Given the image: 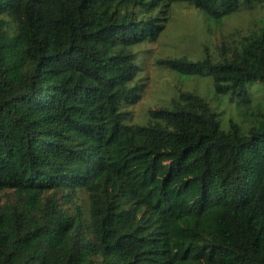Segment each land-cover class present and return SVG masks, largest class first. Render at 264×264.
Listing matches in <instances>:
<instances>
[{
    "label": "trees",
    "instance_id": "trees-1",
    "mask_svg": "<svg viewBox=\"0 0 264 264\" xmlns=\"http://www.w3.org/2000/svg\"><path fill=\"white\" fill-rule=\"evenodd\" d=\"M175 3L216 24L264 8L0 0V264H264V109L223 128L201 93L181 91L132 122L135 47L158 40ZM224 47L159 63L210 76L216 94L264 86V25Z\"/></svg>",
    "mask_w": 264,
    "mask_h": 264
},
{
    "label": "rangeland",
    "instance_id": "rangeland-1",
    "mask_svg": "<svg viewBox=\"0 0 264 264\" xmlns=\"http://www.w3.org/2000/svg\"><path fill=\"white\" fill-rule=\"evenodd\" d=\"M263 25L264 8L243 7L216 24L189 3L173 4L158 40L135 47L144 86L140 100L128 107L132 122L146 123L149 109L171 107V99L181 91L201 93L219 113L223 128H228L230 119L240 124L256 119L264 109V86L260 81L249 84L248 95L216 94L210 76H181L159 62L183 55L198 58L205 46L220 59L223 46L227 55L231 54L242 36ZM9 194L8 190L0 192V202L6 201Z\"/></svg>",
    "mask_w": 264,
    "mask_h": 264
}]
</instances>
